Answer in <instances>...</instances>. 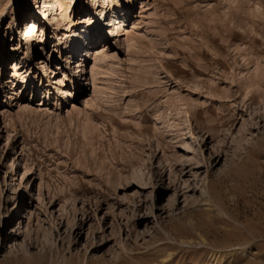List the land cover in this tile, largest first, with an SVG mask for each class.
Returning <instances> with one entry per match:
<instances>
[{
  "label": "rangeland",
  "instance_id": "obj_1",
  "mask_svg": "<svg viewBox=\"0 0 264 264\" xmlns=\"http://www.w3.org/2000/svg\"><path fill=\"white\" fill-rule=\"evenodd\" d=\"M60 1L0 0V264H264V0Z\"/></svg>",
  "mask_w": 264,
  "mask_h": 264
},
{
  "label": "bare ground",
  "instance_id": "obj_2",
  "mask_svg": "<svg viewBox=\"0 0 264 264\" xmlns=\"http://www.w3.org/2000/svg\"><path fill=\"white\" fill-rule=\"evenodd\" d=\"M54 3L57 5V7H59L60 9H61V11H64L65 13H66V11H67V7H63L64 5L62 4V2L60 1V0H54ZM122 10V9H121ZM43 12L42 11H38L37 13H36V17L37 16H39V15H41ZM64 13V14H65ZM2 16V15H1ZM35 16H32L31 18H30V21L28 20L27 21V23H26V26H25V34L26 35H30L31 33H33L34 32V30L36 29V27H37V25H36V22H35ZM121 20L123 21V16H122V18H121ZM93 23H96V22H94L93 21Z\"/></svg>",
  "mask_w": 264,
  "mask_h": 264
}]
</instances>
